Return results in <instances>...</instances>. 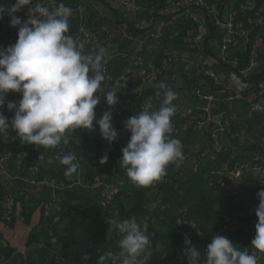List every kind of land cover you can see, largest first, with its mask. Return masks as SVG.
Wrapping results in <instances>:
<instances>
[{"label":"trees","instance_id":"obj_1","mask_svg":"<svg viewBox=\"0 0 264 264\" xmlns=\"http://www.w3.org/2000/svg\"><path fill=\"white\" fill-rule=\"evenodd\" d=\"M79 2H82L85 10L80 13L72 12L67 34L77 40V36L84 29L97 41H101L105 36L103 30L107 29V34L115 35V40L121 44V50L124 49L127 39L107 28L108 18L101 17L96 10L85 5L86 0ZM136 2L140 7L137 11L138 20L142 21L146 16L152 15L154 24L164 22L165 25L158 39L149 36L146 43L137 50V57L145 60L146 74L133 79L135 66L131 54L119 52L110 58L107 64L103 63L109 74V85L117 92L119 98V103L112 106V124L119 133L116 141L109 144L102 138L98 125H95L94 131L77 129L70 133V143L63 151L22 144L11 126L7 129V134L0 133V154L6 156L9 173L6 179L0 181V212L3 210L2 204L11 198L13 204H20L22 215L29 221L31 214L42 202L52 204L55 196L61 198L56 216L47 215L42 210L43 227L33 231L29 237V245L42 244L41 247L34 248L40 264H48L50 251L57 252L60 257L57 264H98L100 256L105 253H109L105 264H119L113 254L120 251L119 241L122 234L113 226L112 235L108 237L104 229L105 224H109L108 221L120 222L136 217L138 220L149 222L147 230L152 246L145 264H186L184 249L191 246L201 252L203 259V254L222 225L223 215L227 211L234 213L245 210L250 221H242L244 227H250L252 220L258 222L255 214V208L259 204L257 193L264 189V186H233L230 180L231 173L239 166L249 168L252 164H264V111L255 114L252 119H246L247 134L243 139L224 115L220 120L222 128L217 131L218 148L213 145L196 147L200 134L199 123L205 117L203 109L194 110L191 114L175 112L172 117V136L181 140L184 155L195 148L197 165L187 171L170 165L167 175L149 187H136L120 166L122 148L129 142L131 132L126 130L124 134H120V118L117 111L123 120H126L136 112L148 108L149 104L152 106L150 110L158 109L157 104L161 103L162 95L157 93L163 91L158 87L160 84L173 89L177 93V100L199 92L201 95H212L216 102L240 101L247 105L248 109L251 102H259L260 95L264 92L261 85L264 71L240 74L247 86L239 92L240 96L230 100V97L235 96V91L217 85L203 72L190 76L182 75L181 82H176L179 80L176 75L166 79V69L172 56H177L181 61H198L200 51L193 38L199 22L191 15L193 10L197 9L208 15L214 13V16L221 19L225 7L228 6V12L232 13L236 20L237 35L226 58L230 64L237 66L239 72L245 70L255 58L256 44L262 29L261 22L264 19V0H204L203 6H188L185 0ZM13 3L15 0H0V4L6 7H11ZM46 3L52 8L58 7L60 3L67 7L75 6V0H46ZM4 19L10 18L5 14ZM130 30L132 35L137 37L145 34L147 29L135 23ZM15 32L12 35L14 40L5 42V49L17 41L18 28ZM84 43L85 54L94 52L93 45L85 41ZM101 93L102 91L98 94L101 96ZM251 95L255 96L252 101L249 100ZM21 97V93H16L15 101L18 103ZM125 100L129 102L125 104ZM6 101L12 100L9 98ZM143 103L147 107H143ZM107 107L102 98L96 107L98 119ZM3 110L10 121L14 111H8L6 104ZM69 151L76 155L80 164L77 174L71 180L65 178L64 167L58 162L47 163L49 157H54L58 152L63 155ZM105 154L108 155V162L101 164L100 157ZM32 168H36L35 174L32 173ZM108 168L112 169V175L119 180L120 187L109 199L107 209L104 210L101 206L97 208L92 204L81 191L97 188L101 173L107 171L109 176ZM25 178L30 182H25ZM43 181L57 185L60 189L52 190L49 184H45L43 189L38 190L40 187L37 183ZM76 181H79V184L71 188ZM33 189L38 190L40 197H29L26 200L25 191L31 192ZM151 200L160 205L151 209ZM50 228L51 234L48 230ZM186 236L190 238L191 245H185ZM230 239L238 249L251 253V248L247 247L244 240ZM0 252L5 259L13 255V250L1 234ZM258 264H264V256L258 260Z\"/></svg>","mask_w":264,"mask_h":264},{"label":"clouds","instance_id":"obj_2","mask_svg":"<svg viewBox=\"0 0 264 264\" xmlns=\"http://www.w3.org/2000/svg\"><path fill=\"white\" fill-rule=\"evenodd\" d=\"M25 8L27 17L18 16ZM5 14L10 26L18 28V39L6 49L0 47V133L7 134L11 126L22 144L63 151L70 143V133L94 131L98 125L102 138L109 144L116 141L119 133L112 124L111 107L119 103L117 92L107 90L103 97L98 94L105 81V50L85 54L82 45L67 34L72 9L63 3L52 8L45 0H15L11 7L0 4V20ZM158 87L163 90L157 93L162 95L158 109L150 110L149 104L128 117L124 125L131 136L119 163L136 187L153 186L167 175L170 165L179 168L185 159L181 140L172 136L177 93L164 84ZM10 92L22 94L18 103L6 101ZM102 98L110 107L98 119L96 107ZM5 104L8 111H14L10 121L4 114ZM54 162L64 167L63 174L69 180L80 168L70 151L58 152L47 160L48 164ZM99 162L107 163L108 155L101 156ZM257 197L258 222L251 253L238 249L227 236L215 234L203 259L195 246L184 249L186 264H258L257 253H264V189ZM108 223L111 233L115 226L122 234L120 251L113 254L119 264H145L152 246L147 223L136 217ZM184 243L192 242L186 236ZM108 255L100 256L98 264H105Z\"/></svg>","mask_w":264,"mask_h":264},{"label":"crops","instance_id":"obj_3","mask_svg":"<svg viewBox=\"0 0 264 264\" xmlns=\"http://www.w3.org/2000/svg\"><path fill=\"white\" fill-rule=\"evenodd\" d=\"M78 2H79V0H75V3H74L75 6L74 7H76L80 3L82 4V2H79V3ZM85 5H88V7L96 10L101 17L108 18V22H107L108 27L107 28H109V30L111 32H114L115 34L122 35L128 41L125 44L124 49L121 50V48H120L121 44L115 40V37H114L115 35H112V38H109L108 34L106 32L107 29L103 30V34L105 36L102 37L101 41H97L95 39L93 43H89V44H91V46L92 45L94 46L92 49L93 51H95L99 48H103L105 50V60L103 63H105L106 61H109L110 58H112L114 55L118 54L119 52L131 54L132 57L136 56L137 50L142 45H144V43H146L145 41H147V38L149 36H153V34H155V32H156V27H157L158 23H156V24L153 23V21H152L153 16L152 15L146 16L142 21H140L137 19V11L136 12L133 11L130 6L120 3L118 0H86ZM46 6H49V4L46 3ZM83 10H85V9H83ZM196 11L199 13L198 18L195 16ZM191 15L202 26H204V23L207 24V28L203 27L202 35L200 37H197V35H198V29H197V33H195V36L193 38V40L197 44L199 51H200V55L198 56V61L188 62L186 64H176V65L172 64L171 67L166 69L167 70L166 79L168 80L170 78V76L176 75V77L179 79L176 82H181L182 75L190 76V75H196V74H199V73L205 72V71H213V72H216L218 74L219 79L222 82V84H224L225 86H229V88H231V90H233L235 92H241L245 88V85L241 81L242 78L240 77V74H236L233 70L224 67L219 62V59H221L224 63L230 64L227 61V58H224V55L221 52V40H222V36L224 33L223 22L226 20L224 13L220 19L221 20L220 22H215L213 19H211L209 17V15H207V14H205L202 11H199L197 9L193 10ZM200 16H201V18H200ZM135 23L140 25V27L147 29L145 34L138 35L137 37H134L132 35L130 29L133 25H135ZM261 24H262V29H261L259 36H258V41L256 44V49H255V58L253 59V61H254L253 64L258 63V67L253 71V73H255V72L261 73L262 71H264V69H263L264 68V50H263L264 19L262 20ZM16 29L17 28L11 27L10 24H4V23L0 22V44L3 41L14 40V38H12V35H14L16 33L15 32ZM261 36H262V44H259V39ZM200 40H202L201 43L199 42ZM130 43H131V45H130ZM132 61H133V59H132ZM133 64H134V61H133ZM181 65L186 66V68L184 70H180L179 67ZM230 65H233V67L237 68V66H235V64H230ZM137 72H138V70H137V67L135 66L133 79H137L138 76L135 77ZM202 84H204V82H202ZM261 85H262V88L264 91V80L261 82ZM107 90H112V88L109 85V78L107 76H105V81L103 82L102 89H101L103 94L101 93V96H103ZM15 95H16L15 92H10L8 94L10 100H13V99L16 100ZM253 98H255V96L251 95V97H249V100L251 99V101H252ZM206 103H207V101L203 99V95H201L199 93H195V94L188 96V97H182L181 99L174 101V104L176 106V112H180L182 114H191L194 110H200L204 106L206 107ZM252 103L253 102H251V104ZM259 103H261L264 106V92L261 93V95H260ZM109 107L110 106L105 108L103 110V112L108 110ZM210 108H211V119H210V121L207 122L206 124L199 126L200 134H199L198 144L200 146H206V145L212 146L213 145V147H214V136H213V134H214V131L218 125L217 123H219V121L224 117V115H226V117L228 118V123L229 124L232 123L235 126L239 137L241 139L246 137V134H247V128H246V119L247 118H246V115L249 111L247 105H244L240 101H234V102H227V101L221 102V101H219V102H216L214 100L213 103L211 104ZM113 110H114V107H111V111H113ZM10 112H13V111H10ZM187 153H188V157L186 160H184V162L181 166L183 171L188 170L187 164L192 158L191 157L192 150H189V152H187ZM195 160H196V156H195ZM196 165H197V163H195V165L192 168H195ZM169 169H170V166L168 167V170ZM261 176H262V182H263L264 176L262 174L246 170V171H243L241 173V175L238 177L239 182L237 184L234 183V181L232 180L233 179L232 177H231L230 181H231V184L233 186L248 185L247 187H249L251 185L252 186L260 185ZM113 181L114 180H113L112 173H110L108 178L106 179V185L112 184ZM102 191H103V188L99 186V187L93 188V189L92 188L86 189L84 191H81V193H82V195H84V197L86 199H90L92 204H95L97 206V208H99V206H100L99 202H100ZM60 200H61L60 196L57 195V196H55V199H53L52 204H50V203L48 204L49 206L51 205L52 211H55L56 208L59 206ZM151 201H152V204L157 203L158 205H160L155 200H151ZM225 213L232 214L236 218H238L244 222L250 221L248 216H247V212L245 210H240V211H237L234 213L231 211H227ZM41 216H42V213L35 210L31 214L30 220L27 221L28 224L35 225L33 231L38 230L36 228L38 227V224L41 223V221H42ZM3 227L6 228L4 224H1L0 228H3ZM8 227H9V229L7 230V233H8L9 238H12L11 236H12L13 232L18 233V240H16V241H12L9 239L5 240V242L9 246V248H11L14 251L13 246L16 243L24 242V238H26L25 237L26 230H25V227L16 226V225H14V223L8 224ZM104 229H105L107 236L110 237L112 235V233L110 232V225L105 224ZM147 233H148V230H147ZM235 233L236 232L233 231L231 233L224 234V235L227 237H230V238H234L235 240H241L239 238L240 233H237V234H235ZM148 235H149V233H148ZM38 244L39 243H33L30 245L31 246V247H29L30 252L26 258L21 259V257H19V256L11 255L7 259H5L3 257V254L1 253L0 259H2V262L8 260L9 261L8 264H40L36 254L34 253V248L39 247Z\"/></svg>","mask_w":264,"mask_h":264},{"label":"built area","instance_id":"obj_4","mask_svg":"<svg viewBox=\"0 0 264 264\" xmlns=\"http://www.w3.org/2000/svg\"><path fill=\"white\" fill-rule=\"evenodd\" d=\"M118 1L120 3H122V4H124V5L130 6L131 9L133 11H135V12L140 9V7L137 4L136 0H118ZM185 4H187L188 6H191V5L203 6V5H205L204 0H185ZM69 8H71L72 12H75V13H78V12L80 13L84 9L83 8V4H81V3L78 4L76 7H69ZM172 8L174 10L175 7L173 6ZM228 9H229V7H228ZM263 12H264V6H263ZM27 14H28V9L27 8H25L23 11L17 13L18 16L24 17V18L27 17ZM209 17L211 19H213L215 22H220L221 21L220 19H218V17L214 16V13L209 14ZM9 20L10 19H4L3 18L2 20H0V22L4 23V24H10ZM235 24H236V20H235L234 16L232 15V13L228 12L227 18L223 22L224 33H223L222 40H221V52L224 55V58H226V55H227L229 49L231 48V46L236 41L237 28H236ZM255 24L257 25L258 21ZM164 25H165L164 22H159V24L157 25L156 32H155V34H153L155 39L159 38ZM202 32H203V26L199 23L197 37H200L202 35ZM108 37L112 38V34L109 33ZM94 40H95L94 36L91 33L86 32L84 29H82L80 34L77 36V41L79 42L80 45H82V50H85L84 41L86 43H93ZM5 42L6 41L1 42L0 47L4 48ZM135 58H136V61L138 62L139 74L140 75L146 74V70L144 69L145 60H143L141 57H137V54H136ZM189 62H194V61H189ZM105 63L107 64L108 61H106ZM169 63L170 64H168L167 68L171 67L172 64H175V65L176 64H186V63H188V61H186V60H182L181 61L177 56H172V57L169 58ZM253 63H254V61L252 60V63L245 70L241 71L240 74H245V73L248 74L249 70L254 65ZM103 71H104V75L109 77V74L107 73L105 67H103ZM203 73H204V75L211 77L217 85H219V86H221L223 88H226V89H231V88H229V86H225L224 84H222V82L220 81L219 76H218V74L216 72L205 71ZM139 74L137 76H139ZM241 81L243 82V84L246 87L247 83H245L243 81V79H241ZM238 96H240L239 92H235V96L230 97V100H233L235 97H238ZM8 99H9V96H7L6 100H8ZM203 99L206 100L207 102H210V103H213V101L215 100L212 95H203ZM128 102H129L128 100H125L124 103L127 104ZM142 106L143 107H147V105L145 103H143ZM210 107L211 106H206V107L204 106L202 108L205 111V117H204L203 121H200L199 125L206 124L207 122L210 121V119H211V108ZM263 110H264V106L261 103L254 102V103H252L250 105L249 111H248V113L246 115V118L247 119H252L255 114L261 113V112H263ZM117 115L120 118V124H122V127L121 126L120 127L123 128L126 131L125 126H124L126 120H123V118H122V116H121L119 111H117ZM217 124L218 125H217V127H216V129L214 131L213 136H214V144H217V146L219 147V133L217 131L220 130L222 127H221V122L220 121ZM184 156H185L184 160H186L187 157H188V153L186 152V154ZM7 167L8 166H7L6 156L3 155V154H0V181L2 179H6L8 177L9 173H8V168ZM108 169H109V173H112V169L111 168H108ZM246 170L253 171V172L259 171L264 176V164H252L249 168L248 167H246V168L245 167H240V166L235 168V170L231 173V177L232 178L233 177L238 178L241 175V173L243 171H246ZM31 171H32L33 174H35L36 173V168H32ZM259 172H257V173H259ZM107 177H108L107 176V171L102 172L101 175H100L99 183L97 184L98 187L100 186V187L103 188V191L101 193V198H100V206L104 210L107 209V205H108L109 199L114 194H116V192L119 190V187H120L119 180L118 179L116 180V177H114V176H113V180H114L113 183L110 184V185H106ZM24 181L25 182H30L28 178H25ZM32 184H35V183H32ZM37 184L40 187L39 189L37 188L38 190L43 189L44 188L43 186L45 184H49L50 187L52 188V190L60 189L59 186L50 184L47 181H43V182H40V183H37ZM78 184H79V181H76L70 187L73 188L74 186H76ZM260 184L262 186H264V183L261 182ZM244 186H248V185H244ZM38 190L33 189V191H31V192L25 191V193H24L25 199L27 200L29 197L38 199L40 197V195H41L40 193H38ZM17 193H20V192H17ZM12 201L13 200L11 198H8L2 204L1 208H3V210L0 212V225L4 224L6 228H4V227L0 228V234L2 235V238H3L4 241L8 240V239L12 240V241H16V240H18V233L17 232H13V234L11 236L12 238L8 237V233H7V230L9 229L8 224L14 223V225H16V226L25 227V230H26L25 237L26 238H24V242L16 243L13 246V248H14L13 256H19L21 258H26L28 256L29 252H30L29 247H31L29 245V237H30V234L32 233V231L34 230V226L35 225H31V224L27 223L25 217L21 213L22 212V208H21L20 204L19 203H14L13 204ZM42 210H44L45 214H47V215H55L56 216V210L52 211L51 210V205L49 206L48 203L43 204V202H42L36 209V211H38L40 213L42 212ZM42 227H43L42 223H39L38 227L36 229H40ZM245 229H250L252 234H253V238H254V236L256 235V230H255L254 226L253 227H251V226L250 227H244L243 224H242V220L236 218L232 214L225 213L223 215V223L219 227V229L217 230L216 234L224 235V234L231 233L233 231L236 232V233H240V232H242ZM48 230H49V233L51 234L52 233V228H50ZM245 243L247 244V247L249 246L251 248V244L249 242L245 241ZM38 246L41 247L42 244L39 243ZM252 251H253V249L251 248V252ZM0 254H1V252H0ZM257 255H258V260H259L262 256H264V253H257ZM49 258L50 259H49L48 264H57V263L60 262V257L58 256L57 252H55V251H50L49 252ZM3 262H2V259H0V264H8L9 261L7 260V261H3Z\"/></svg>","mask_w":264,"mask_h":264},{"label":"water","instance_id":"obj_5","mask_svg":"<svg viewBox=\"0 0 264 264\" xmlns=\"http://www.w3.org/2000/svg\"><path fill=\"white\" fill-rule=\"evenodd\" d=\"M195 13H196L195 16L198 18V17H199V13H198L197 11H196ZM227 15H228V6L225 7V11H224V16H225V18H227ZM200 18H201V16H200ZM203 27H204V28H207V24L204 23V26H203ZM199 42L201 43L202 40H200ZM259 44H262V36H261L260 39H259ZM132 59H133V61H134V66L137 67V70H138L137 74H138V73H139L138 62L136 61L135 56H133ZM219 62H220L224 67L233 70L236 74H240L238 68L233 67V65H230V64H228V63H224L221 59H219ZM257 67H258V63L254 64V65L252 66V68L249 70L248 74H252L253 71H254ZM185 68H186V66H184V65H181V66L179 67L180 70H184ZM137 74L135 75V77H137ZM12 101H13V102H16L14 99H13ZM149 101L152 102V103L154 102L152 99H149ZM211 104H212V103L207 102V103H206V106H211ZM159 105H160V104H157L158 107H159ZM120 126L122 127V124H120ZM124 132H125V130H124L123 128H121V130H120V134H124ZM198 146H199V144H197L196 147H198ZM214 147L217 148V147H218L217 144H214ZM195 156H196V150H195V148H193V149H192V155H191L192 158H191V160H190V161L188 162V164H187V168H188V170H190V169L195 165V163H196ZM232 180L234 181L235 184H237V183L239 182V178H235V177H233ZM157 206H158V204H157V203H154V204H151V205H150V208L153 209V208H155V207H157ZM146 223H147V226H148V225H149V222H146ZM256 223H257V222H256L255 220H252V221H251V227L255 226ZM239 238H240L241 240H245V241H247V242H249V243L251 244V241H252V239H253V234H252V232H251L250 229H245V230H243L242 232H240V234H239Z\"/></svg>","mask_w":264,"mask_h":264},{"label":"rangeland","instance_id":"obj_6","mask_svg":"<svg viewBox=\"0 0 264 264\" xmlns=\"http://www.w3.org/2000/svg\"><path fill=\"white\" fill-rule=\"evenodd\" d=\"M22 259V258H21Z\"/></svg>","mask_w":264,"mask_h":264}]
</instances>
